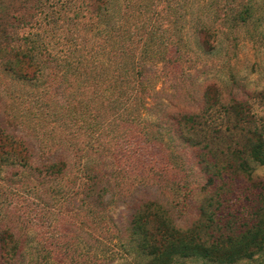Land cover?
Wrapping results in <instances>:
<instances>
[{"label": "rangeland", "instance_id": "rangeland-1", "mask_svg": "<svg viewBox=\"0 0 264 264\" xmlns=\"http://www.w3.org/2000/svg\"><path fill=\"white\" fill-rule=\"evenodd\" d=\"M200 23L217 35L201 39ZM37 25L33 79L0 69V137L15 141L0 139V264L5 229L31 248L20 264H121L141 193L180 227L198 219L212 190L193 122L237 100L264 130V0H43ZM247 162L257 187L224 174L220 218L248 217L264 192V166ZM99 180L110 197L86 218Z\"/></svg>", "mask_w": 264, "mask_h": 264}, {"label": "trees", "instance_id": "trees-1", "mask_svg": "<svg viewBox=\"0 0 264 264\" xmlns=\"http://www.w3.org/2000/svg\"><path fill=\"white\" fill-rule=\"evenodd\" d=\"M42 6L43 0L1 2L0 69L19 80H32L37 72L39 64L35 59V47L31 34L26 31L38 26ZM250 9L247 6L246 12L241 14ZM216 27L213 23H200L196 26V34L205 40V37L217 35ZM219 106L223 116L217 121L193 122L192 146L202 157L203 170L208 177L205 185L212 190L199 208L198 219L188 227H180L159 198H144L141 193L142 200L133 206L128 226L117 237L122 253L121 264H264V192L255 195L256 205L248 217L227 215L220 218L219 211L224 203L221 190L224 187L216 185L224 174L231 173L241 176L250 187H257L247 161L264 166V130L252 126L253 115L245 102L231 100ZM213 109L215 107L211 106L210 110ZM186 121L192 122L193 119L187 118ZM0 139L1 146L2 142L15 143L14 140L9 142L12 138L2 130ZM64 166V162H56L47 170L58 175ZM100 181H94L89 192L90 210L86 218L96 212V208L92 211V203L101 207L107 196L110 197L108 188H100ZM107 185L112 186V182ZM161 189L164 194L165 187ZM93 216L90 218H95ZM1 232V258L7 257L11 264H20L31 248L16 240L9 229Z\"/></svg>", "mask_w": 264, "mask_h": 264}]
</instances>
